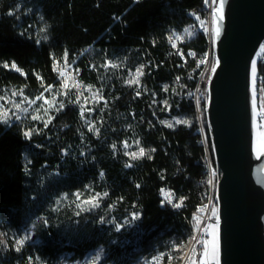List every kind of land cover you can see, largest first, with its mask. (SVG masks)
Instances as JSON below:
<instances>
[{
	"label": "trees",
	"instance_id": "trees-1",
	"mask_svg": "<svg viewBox=\"0 0 264 264\" xmlns=\"http://www.w3.org/2000/svg\"><path fill=\"white\" fill-rule=\"evenodd\" d=\"M203 6L204 0H0V91L15 87L34 99L51 86L58 101L37 138L0 120V228L31 235L20 250L0 253V264L80 262L98 249L101 264L160 255L180 261L193 217L210 199L216 207L217 180L210 183L203 163L208 154L218 170L205 114L213 55L204 71L205 36L189 28L183 57L169 54L168 36L191 24L190 9ZM63 58L83 83L101 90L92 113L60 92L55 60ZM122 58L144 66L147 91L128 83V70L108 64ZM177 77L180 85L172 86ZM259 77L264 108L261 63ZM199 80L205 145L194 102L184 95ZM175 116L191 122L167 127L164 120ZM130 140L143 156L126 154ZM161 189L173 190L181 207L164 202ZM202 251L197 244L198 257Z\"/></svg>",
	"mask_w": 264,
	"mask_h": 264
},
{
	"label": "water",
	"instance_id": "water-1",
	"mask_svg": "<svg viewBox=\"0 0 264 264\" xmlns=\"http://www.w3.org/2000/svg\"><path fill=\"white\" fill-rule=\"evenodd\" d=\"M219 23L205 104L220 173L215 217L218 260L219 264H264V135L259 127L264 108L258 92L264 0H226ZM253 61L257 64L255 110Z\"/></svg>",
	"mask_w": 264,
	"mask_h": 264
},
{
	"label": "rangeland",
	"instance_id": "rangeland-1",
	"mask_svg": "<svg viewBox=\"0 0 264 264\" xmlns=\"http://www.w3.org/2000/svg\"><path fill=\"white\" fill-rule=\"evenodd\" d=\"M31 26L32 23L29 24V27ZM209 62L210 60L208 61L207 65H209ZM108 64L112 67H115L119 71L128 70V83L130 85H135L142 91H147V88L144 86L143 82L145 70L142 64L135 65L136 67L133 68V61L131 59L124 58H122V60H110ZM10 68L15 70L12 65ZM55 71L60 81V92L63 95H68L70 99H74L81 107L82 113H92L93 109L98 107L100 101L102 100L101 90L94 85L83 83L79 79V71H77L73 65H69L65 58L55 60ZM65 84L67 87L64 86ZM38 97H40V99H37ZM38 97L34 99L29 98L23 89L15 87L2 89V91H0V120L8 125L18 123L24 132H31V135L28 138L40 137L44 127H46L45 125H47L51 120L53 111L58 109V101L56 91L51 90L50 88H48L44 94ZM45 100H47L48 103H45ZM259 105L262 106L261 104ZM176 120H187L188 122H191L185 116H175L173 118H166L164 120V124H172L173 126L176 124ZM92 124H95V122H88L89 128L92 127ZM259 127L261 135H264V116H260L259 118ZM126 145V153L128 156L132 157V153L140 152L141 148L138 147L136 141L130 140L126 143ZM139 156L140 155H137L136 157ZM213 173H215V175H213ZM219 174V171L211 165L209 170V179L211 184L214 182V180H218ZM85 202L86 201L81 199L80 205L83 206ZM213 207L215 206L213 205L211 199L203 207L206 209L210 208L208 221L205 227H207L208 224H216L215 217L211 216V210ZM205 212L199 215L200 219L204 217ZM210 232L211 229L209 230V233ZM30 236L31 235L25 231H3V229L0 228V253L7 252L11 247H13L15 250H20L26 245V242L30 239ZM21 239H24V243L22 245L17 244V241ZM208 241L209 247L211 248L212 236L210 234H208ZM194 246L196 247L197 253V245L192 239L191 243L188 245L177 264H191L193 259L196 260V264H200V262L203 260L202 255L198 257L196 254L194 258L191 255ZM102 258L103 251L98 249L90 252L80 262H70L67 260L64 264H101ZM135 264H175V258L173 255H170L169 258L165 260L164 257L160 255L149 260L138 261Z\"/></svg>",
	"mask_w": 264,
	"mask_h": 264
},
{
	"label": "snow or ice",
	"instance_id": "snow-or-ice-1",
	"mask_svg": "<svg viewBox=\"0 0 264 264\" xmlns=\"http://www.w3.org/2000/svg\"><path fill=\"white\" fill-rule=\"evenodd\" d=\"M205 3L208 5L209 8L212 9V16H213V23L216 24V28L214 32H208L207 27H205V31L208 32L209 37L211 40L215 41L219 36H220V21L223 20V8L224 5L226 3V0H205ZM197 19H199V17H197ZM201 24L203 25V21H201ZM181 55V57H183V53H179ZM188 55L192 56L193 58H195V54L194 53H189ZM207 62V57L200 59L199 64H204ZM216 63L218 64L219 61H216ZM199 66V65H197ZM5 67H8V65H5ZM13 68H15V70L17 72L20 71L19 68L16 67L15 64L12 65ZM212 71H215V66H213ZM251 71H252V78H253V97H252V103H253V109L255 110L256 108V95H255V80H256V72H257V64L256 61L252 62V66H251ZM65 87H67V85H64ZM49 88H51V86H49ZM37 99H40V97H38ZM45 103H48L47 100L44 101ZM197 103H199V100H197ZM61 107H63V105H61ZM35 119V117H34ZM176 124H188L187 120H176L175 121ZM47 126V125H45ZM167 127L171 128L172 124H167ZM31 135L30 131H26L24 132V136L27 138ZM127 146V145H125ZM152 151H155V149H152ZM127 154V153H126ZM144 154V149H140L139 153H132V157L136 158L137 155L143 156ZM132 165H127V167H131ZM213 175H215V173H213ZM137 187H140V185H136ZM164 199L167 201V203L171 204L172 207L179 209L181 207V203H173V194L169 191H165L164 189L160 190ZM105 196H107L108 194L105 193ZM86 203L90 204L93 208L94 207H98V204L94 203L93 201H86ZM88 210V209H85ZM205 211H207L206 208H201L199 209L200 213H204ZM216 208L213 207L211 210V216L212 217H216ZM134 219H139L138 216L134 217ZM193 220L195 221L194 224V229L196 231H201L200 229V224H201V220L199 215L194 216ZM218 222V220H217ZM119 228V226H117ZM216 224H208L207 227H205L202 231L205 234H210L212 236V241H211V248L209 247V241L207 239H198L196 236H193L192 239L194 241H196V244L202 246L203 251L201 253L203 260L200 262V264H219V260H218V246H217V242H216ZM211 229V232L209 233V230ZM24 243V239H21L19 241H17V244L22 245ZM196 247H193L192 250V257L194 258L196 256ZM191 264H196V260L193 259L191 261Z\"/></svg>",
	"mask_w": 264,
	"mask_h": 264
},
{
	"label": "built area",
	"instance_id": "built-area-1",
	"mask_svg": "<svg viewBox=\"0 0 264 264\" xmlns=\"http://www.w3.org/2000/svg\"><path fill=\"white\" fill-rule=\"evenodd\" d=\"M188 16L191 18V24L189 26H185L182 31H179V30H171L170 31L169 36H168L169 42L171 45V49L169 51V54L182 53V44L188 39L189 30H190L189 28L192 27L193 30L201 33L207 39V43H208V47H209V51L207 54V62L204 64H201V65H204V71H205L207 66H208L207 64H208V61L210 60L211 53L213 55V40L210 39L209 34H208V32H214L212 9L209 8L208 5L207 6L204 5L203 7H194L188 11ZM197 17H199V19H197ZM201 21H203V25L201 24ZM205 27H207L208 32L205 31ZM190 53H194V52L191 51ZM190 57H192V56H190ZM260 63L264 65V52H263V55L261 57ZM188 77H189V75H188ZM259 82H262L261 77H259ZM180 83H181V79L178 77L174 78L171 81L172 86H175V87L179 86ZM184 95H185L186 99H191L194 102L195 109H196L197 123L199 125V131L202 135V141L200 143H203L205 145L206 141H205V136H204V128H203V124H202V120H201V103L203 102V90L200 86V80L194 89H190V88L186 89ZM197 100H199V103H197ZM203 163L210 170L211 162H210L208 154H206L204 156ZM176 175H177V173L174 174V176H176ZM166 191H169L173 194V203H175L174 191L169 190V189ZM164 202L167 203V201L165 199H164ZM180 202H181V200H178L177 203H180ZM167 204L171 208H174V207H172L171 204H169V203H167ZM174 209H177V208H174ZM209 213H210V208L207 209L204 217L202 219H200L201 220V224H200L201 231L198 232L193 228V236H196L198 239H207L208 240V234L203 233L202 230L206 226ZM195 244H196V241H195Z\"/></svg>",
	"mask_w": 264,
	"mask_h": 264
},
{
	"label": "bare ground",
	"instance_id": "bare-ground-1",
	"mask_svg": "<svg viewBox=\"0 0 264 264\" xmlns=\"http://www.w3.org/2000/svg\"><path fill=\"white\" fill-rule=\"evenodd\" d=\"M190 253V252H189Z\"/></svg>",
	"mask_w": 264,
	"mask_h": 264
}]
</instances>
